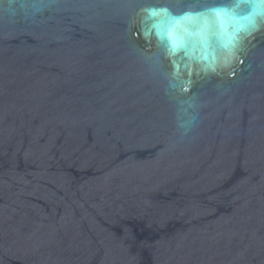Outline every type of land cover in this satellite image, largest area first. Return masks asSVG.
Masks as SVG:
<instances>
[{"label":"water","instance_id":"water-1","mask_svg":"<svg viewBox=\"0 0 264 264\" xmlns=\"http://www.w3.org/2000/svg\"><path fill=\"white\" fill-rule=\"evenodd\" d=\"M0 264H264V0H0Z\"/></svg>","mask_w":264,"mask_h":264}]
</instances>
